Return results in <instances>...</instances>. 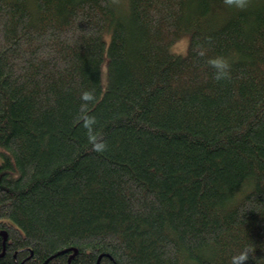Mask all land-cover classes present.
I'll list each match as a JSON object with an SVG mask.
<instances>
[{
    "label": "trees",
    "instance_id": "1",
    "mask_svg": "<svg viewBox=\"0 0 264 264\" xmlns=\"http://www.w3.org/2000/svg\"><path fill=\"white\" fill-rule=\"evenodd\" d=\"M0 264H264V0H0Z\"/></svg>",
    "mask_w": 264,
    "mask_h": 264
},
{
    "label": "clouds",
    "instance_id": "2",
    "mask_svg": "<svg viewBox=\"0 0 264 264\" xmlns=\"http://www.w3.org/2000/svg\"><path fill=\"white\" fill-rule=\"evenodd\" d=\"M228 2L237 8H244L247 6L248 0H228ZM217 66L221 68V71L217 73V78L219 79L222 76H226L227 75L226 69L228 67L227 62L221 59L220 61H218ZM245 255H246L245 253H241L240 256L237 257L236 259L243 260L245 258Z\"/></svg>",
    "mask_w": 264,
    "mask_h": 264
},
{
    "label": "rangeland",
    "instance_id": "3",
    "mask_svg": "<svg viewBox=\"0 0 264 264\" xmlns=\"http://www.w3.org/2000/svg\"><path fill=\"white\" fill-rule=\"evenodd\" d=\"M118 2H122V0H118ZM107 38V36H106ZM189 42V38L187 34H183L179 40L173 44L170 48V50H172L174 53L178 54V55H184L187 52V45Z\"/></svg>",
    "mask_w": 264,
    "mask_h": 264
}]
</instances>
